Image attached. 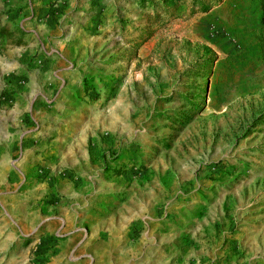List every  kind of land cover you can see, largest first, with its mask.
<instances>
[{"label":"rangeland","instance_id":"1","mask_svg":"<svg viewBox=\"0 0 264 264\" xmlns=\"http://www.w3.org/2000/svg\"><path fill=\"white\" fill-rule=\"evenodd\" d=\"M0 264H264V0H0Z\"/></svg>","mask_w":264,"mask_h":264},{"label":"crops","instance_id":"2","mask_svg":"<svg viewBox=\"0 0 264 264\" xmlns=\"http://www.w3.org/2000/svg\"><path fill=\"white\" fill-rule=\"evenodd\" d=\"M260 2H258V4H259Z\"/></svg>","mask_w":264,"mask_h":264}]
</instances>
